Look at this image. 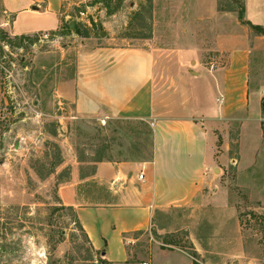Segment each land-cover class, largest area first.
I'll return each mask as SVG.
<instances>
[{"label": "rangeland", "instance_id": "rangeland-1", "mask_svg": "<svg viewBox=\"0 0 264 264\" xmlns=\"http://www.w3.org/2000/svg\"><path fill=\"white\" fill-rule=\"evenodd\" d=\"M158 1L169 7L173 2L125 0L108 15L105 1L68 0L69 19L78 21L83 31L75 42L74 36L42 33L22 46L0 39V264H107L92 248L75 212L60 201L59 186L69 173L64 162L68 154L92 160L148 159L152 153L149 124L98 121L78 115L70 102L59 103L54 90L72 73L66 63L77 56H63L64 48H80L81 39V53L97 46L153 42L169 53L194 43L203 68L227 65L231 47L222 52L218 40L233 32L242 0H217L212 15L182 17L180 29L171 15L154 14ZM255 36L250 45L256 49L253 59L260 62L252 61L249 104L210 126L211 188H205L196 207L164 217L165 231L154 226L136 234L138 240L130 243L134 264L148 261L158 247L196 252L199 264H264V38ZM176 65L174 59L163 58L155 83L166 101L176 95L179 103L178 82H188L177 80ZM188 68L196 69V64ZM156 258L165 264L161 253Z\"/></svg>", "mask_w": 264, "mask_h": 264}, {"label": "crops", "instance_id": "crops-1", "mask_svg": "<svg viewBox=\"0 0 264 264\" xmlns=\"http://www.w3.org/2000/svg\"><path fill=\"white\" fill-rule=\"evenodd\" d=\"M67 1L1 0L0 28L11 35L29 36L57 31L71 17ZM242 3L245 19L264 26V0ZM155 4L154 14L171 15L179 29L182 17L191 20L217 9V0H173L171 7L167 2ZM238 20L234 15L233 32L218 40L222 52L231 47L227 65L212 71L203 68L199 46L194 43L176 46L169 53L153 42L121 48L97 46L81 53L85 45L81 39L80 48L63 49V56H77L66 63L72 73L54 90L60 104L70 102L82 117L142 121L152 130L148 159L86 160L68 154L64 162L69 173L59 186L60 201L73 209L92 248L111 264H134L130 243L138 240L136 234L154 226L165 231L164 217L196 207L205 197V188H211L210 126L249 104L252 61L260 62L252 55L256 50L250 45L253 31ZM187 31L184 27L183 32ZM69 36L75 42L79 34L56 35L60 39ZM165 57L176 62L177 80L188 82H178L179 103L176 95L168 102L156 89L158 65ZM192 63L196 69L188 68ZM157 253L165 257V264L194 263L185 249L158 247L142 264H159Z\"/></svg>", "mask_w": 264, "mask_h": 264}, {"label": "trees", "instance_id": "trees-1", "mask_svg": "<svg viewBox=\"0 0 264 264\" xmlns=\"http://www.w3.org/2000/svg\"><path fill=\"white\" fill-rule=\"evenodd\" d=\"M96 2H100V1H105L106 2V9H107V13L108 15H111L113 14L114 12H116L121 6L122 4L124 3L125 0H114L115 4H114V7H112V4L111 2L113 0H95ZM149 2H151V0H148ZM136 14H139V13H136ZM238 17H239V20L243 23V24H246L248 25L251 30L253 31L254 34L256 35H264V26L262 25H257V24H253L251 21L245 19V9H244V4L241 2V6H240V9L238 10ZM72 19H69L67 21H64L63 22V26L61 29L57 30V31H54V32H50L49 33V36L51 37H54L55 35H67V34H71V33H77V34H83V31H82V28H81V25L79 24L78 21H74L75 22V27L74 29H72L70 27V22H71ZM91 24L92 26H96V22L94 21V19H91ZM87 33V32H85ZM0 39L3 41V42H6L5 44L6 45H13V44H18V45H24L23 43L26 41V40H32V37L29 36V35H11L10 33H8L7 31L3 30V29H0ZM262 104L264 106V97H263V100H262ZM151 133H152V130H151ZM102 158H99L98 160H100ZM71 210H73L71 207H67ZM77 222L79 223L82 231L85 233L80 221L77 219ZM86 237L88 238L87 234L85 233ZM89 240V239H88ZM191 255L194 257V263L193 264H199L197 259H196V255L197 253L196 252H191ZM105 260V259H104ZM107 264H111L110 262L106 261Z\"/></svg>", "mask_w": 264, "mask_h": 264}, {"label": "built area", "instance_id": "built-area-1", "mask_svg": "<svg viewBox=\"0 0 264 264\" xmlns=\"http://www.w3.org/2000/svg\"><path fill=\"white\" fill-rule=\"evenodd\" d=\"M83 16H85V13L84 12H81V19L82 20H84L83 19ZM89 22V21H88ZM42 35L44 36V37H48L49 36V33H42ZM142 176V175H141ZM146 264V263H145Z\"/></svg>", "mask_w": 264, "mask_h": 264}, {"label": "water", "instance_id": "water-1", "mask_svg": "<svg viewBox=\"0 0 264 264\" xmlns=\"http://www.w3.org/2000/svg\"><path fill=\"white\" fill-rule=\"evenodd\" d=\"M70 27H71L72 29H74V27H75V22H74V21H71V22H70Z\"/></svg>", "mask_w": 264, "mask_h": 264}]
</instances>
